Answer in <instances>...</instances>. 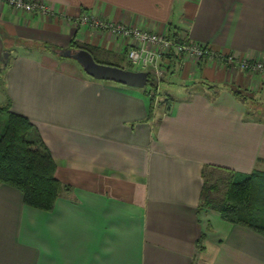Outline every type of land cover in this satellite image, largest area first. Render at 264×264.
<instances>
[{
  "label": "crops",
  "instance_id": "0c3cea01",
  "mask_svg": "<svg viewBox=\"0 0 264 264\" xmlns=\"http://www.w3.org/2000/svg\"><path fill=\"white\" fill-rule=\"evenodd\" d=\"M28 1L52 11L0 2V106L32 122L68 189L44 211L0 183V264H264L263 235L198 210L204 165L264 171V73L222 58L264 61V0ZM84 13L177 32L214 55L161 49L150 109L144 87L93 78L45 52L41 42L73 39L124 65L130 39L81 25Z\"/></svg>",
  "mask_w": 264,
  "mask_h": 264
},
{
  "label": "trees",
  "instance_id": "16d2710c",
  "mask_svg": "<svg viewBox=\"0 0 264 264\" xmlns=\"http://www.w3.org/2000/svg\"><path fill=\"white\" fill-rule=\"evenodd\" d=\"M172 36L176 41L185 39L178 37L177 32ZM40 44L49 51L55 52L60 49L49 43ZM67 47H82L98 62L133 69V65L127 59L124 65L101 61L95 53L96 48L73 39ZM144 88L151 109L158 87L148 79ZM234 93L240 94L239 91ZM2 121L0 183L19 189L24 204L44 211L51 210L59 193L68 187L56 178L55 162L47 147L39 135H33L32 122L26 116L11 111L8 102L0 106V123ZM201 177L198 210L203 208L216 210L223 219L248 227L264 236V171L241 173L224 167L204 165ZM200 239L202 235L196 243Z\"/></svg>",
  "mask_w": 264,
  "mask_h": 264
},
{
  "label": "built area",
  "instance_id": "2783aa9c",
  "mask_svg": "<svg viewBox=\"0 0 264 264\" xmlns=\"http://www.w3.org/2000/svg\"><path fill=\"white\" fill-rule=\"evenodd\" d=\"M0 2L26 12L49 13L52 11L46 4L39 1L0 0ZM77 20L81 25L87 23L94 27L106 28L117 36L129 38L131 44L126 49V59L133 66L146 70L148 72V79L155 83L157 87L163 77L160 64L161 49L166 53L174 55L188 53L201 58L214 55L209 49L206 50L205 46L186 40L176 41L165 34L149 33L122 24L99 20L88 13L80 15ZM222 58L228 65L236 64L243 69L264 73V61L262 60L237 59L233 55H226Z\"/></svg>",
  "mask_w": 264,
  "mask_h": 264
},
{
  "label": "water",
  "instance_id": "95a60500",
  "mask_svg": "<svg viewBox=\"0 0 264 264\" xmlns=\"http://www.w3.org/2000/svg\"><path fill=\"white\" fill-rule=\"evenodd\" d=\"M55 52L62 57L75 60L86 74L96 79L110 80L134 87H144L148 82V72L146 70H133L114 64L98 62L87 49L82 47L60 48Z\"/></svg>",
  "mask_w": 264,
  "mask_h": 264
},
{
  "label": "rangeland",
  "instance_id": "374dc122",
  "mask_svg": "<svg viewBox=\"0 0 264 264\" xmlns=\"http://www.w3.org/2000/svg\"><path fill=\"white\" fill-rule=\"evenodd\" d=\"M45 49V48H44ZM47 51V49H45V52ZM48 52V51H47ZM60 57V56H59ZM133 69H139V67H135L133 66ZM161 70H162V76H164V73H165V69H164V66L161 64ZM163 78V77H162ZM162 80V79H161ZM159 85H160V82H159ZM4 120V119H3ZM3 130V121L0 123V133L2 132Z\"/></svg>",
  "mask_w": 264,
  "mask_h": 264
}]
</instances>
